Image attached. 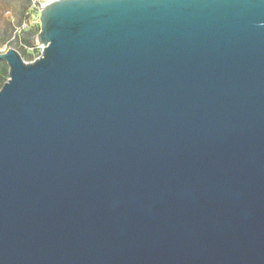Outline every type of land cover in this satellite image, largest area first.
Listing matches in <instances>:
<instances>
[{
	"label": "water",
	"instance_id": "95a60500",
	"mask_svg": "<svg viewBox=\"0 0 264 264\" xmlns=\"http://www.w3.org/2000/svg\"><path fill=\"white\" fill-rule=\"evenodd\" d=\"M0 54V264H264V0H54Z\"/></svg>",
	"mask_w": 264,
	"mask_h": 264
},
{
	"label": "rangeland",
	"instance_id": "374dc122",
	"mask_svg": "<svg viewBox=\"0 0 264 264\" xmlns=\"http://www.w3.org/2000/svg\"><path fill=\"white\" fill-rule=\"evenodd\" d=\"M40 0H0V49H14L26 63H32L40 57L42 45L36 43V36L41 30L40 11H31ZM30 15L26 17L27 13ZM28 25L22 28L25 19ZM20 33V40L13 37ZM9 79V67L0 60V89Z\"/></svg>",
	"mask_w": 264,
	"mask_h": 264
},
{
	"label": "built area",
	"instance_id": "2783aa9c",
	"mask_svg": "<svg viewBox=\"0 0 264 264\" xmlns=\"http://www.w3.org/2000/svg\"><path fill=\"white\" fill-rule=\"evenodd\" d=\"M52 1H54V0H40L39 2H38V4L36 5V4H34V6H33V8L31 9V11H34V10H38V11H40V9L43 7V6H45V5H47L48 3H50V2H52ZM30 15V12L29 13H27V15H26V17H28ZM27 25H28V19L26 18L25 20H24V22H23V25H22V28L21 29H24L25 27H27ZM21 29L19 30V34H15L14 35V37H13V40L14 41H17V40H20V31H21ZM40 49L42 50L43 49V47L41 46L40 47ZM7 52V49H0V54H4V53H6Z\"/></svg>",
	"mask_w": 264,
	"mask_h": 264
}]
</instances>
